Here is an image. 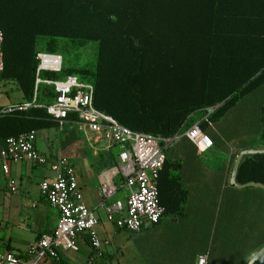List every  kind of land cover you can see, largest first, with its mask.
<instances>
[{"label": "trees", "instance_id": "1", "mask_svg": "<svg viewBox=\"0 0 264 264\" xmlns=\"http://www.w3.org/2000/svg\"><path fill=\"white\" fill-rule=\"evenodd\" d=\"M0 29L5 35L0 79L16 81L26 101L35 94L38 51L57 54L58 39L95 43L94 65H64L61 72L41 76L60 80L82 75L94 85L96 108L132 130L162 138L186 132L202 118L194 115L223 103L205 112L208 121L200 124L205 132L209 123L220 121L239 100L264 86V0H0ZM202 36L232 37L233 56L201 44ZM244 58L249 60L247 75L224 77L222 91L216 92L215 66L245 64ZM55 97L53 87L40 85L39 103L49 104ZM74 119L70 115L68 124ZM54 127L58 123L43 107L2 115L0 143ZM261 143L264 147V130ZM108 158L109 166L117 165L112 153ZM173 170L176 164L166 158L159 178V201L166 212L153 226L165 217L187 214L188 192ZM237 181L264 184V154L244 157ZM230 188L231 198L224 191L226 206L214 222L213 239L222 227L216 239L220 246L200 254L196 264L203 255L207 264H248L264 247V190ZM255 264H264V254Z\"/></svg>", "mask_w": 264, "mask_h": 264}, {"label": "crops", "instance_id": "2", "mask_svg": "<svg viewBox=\"0 0 264 264\" xmlns=\"http://www.w3.org/2000/svg\"><path fill=\"white\" fill-rule=\"evenodd\" d=\"M201 38V44L206 47H213L217 52L225 50L230 57L233 56L232 49L236 42L232 37ZM249 54L251 51L247 52ZM244 59L246 63L241 65L224 61L215 66L212 76L216 92L222 91L224 77L247 75L249 60ZM263 87L239 100L220 121L209 123L205 133L214 141V147L209 151L199 152L183 131L172 137L174 141L167 146L166 154L168 160L176 164L173 172L180 175L183 189L188 192L185 205L187 214L176 219L165 217L159 224L140 232L118 227L115 221L109 219L102 204L101 186L105 181L117 187L114 198L105 201L107 206L117 201L126 203L130 193L126 198L118 196L120 188L126 187L123 174L117 173L122 152L120 146L113 151L110 145L99 142L102 137L81 129L75 122L67 124L64 129L54 127L36 131V146L41 154L53 159L66 156L76 168L84 201L100 220L97 231L103 243V256L98 264H196L200 254L220 246V240L216 242V236L212 238L214 222L223 213L224 191L228 199L233 193L230 180L237 156L246 149L264 148L260 140V144L254 146L251 137L256 121L259 132H263L264 108L250 106L253 95ZM20 95L21 100L0 107L26 102L22 91ZM222 104L203 108L199 112L202 118L197 122L208 121V113L205 112L209 111L210 114ZM3 145V142L0 143V248L26 254L37 240L53 234L57 228L59 211L49 204L40 188L43 181L53 177V172L48 165L3 158ZM110 153L116 154L117 165L109 166ZM5 166L9 168L8 173ZM118 175L121 186L116 180ZM11 179L16 182L15 190L10 186ZM114 217L117 219L120 214L116 213ZM221 233L222 227L219 235L218 231L216 234L219 239ZM78 243L79 251L60 249V262L47 261L42 264H87L94 255L88 234L80 236Z\"/></svg>", "mask_w": 264, "mask_h": 264}, {"label": "built area", "instance_id": "3", "mask_svg": "<svg viewBox=\"0 0 264 264\" xmlns=\"http://www.w3.org/2000/svg\"><path fill=\"white\" fill-rule=\"evenodd\" d=\"M4 40V32L0 29V77L5 70ZM37 59L39 65L33 100L3 107L0 109V116L43 107L60 129H64L70 122L69 116L74 115L73 122L78 123L81 129L99 137H110L122 148L121 166L117 173L123 174L124 184L130 193L126 203L117 201L114 205L107 206L105 201L116 194L117 187L110 181L103 182L102 204L106 207L109 219L115 221L118 227L131 232H140L158 223L166 212L159 201V178L167 158L166 148L174 139L132 130L96 108L94 85L82 75L71 74L60 80L43 78L41 73L44 71H62V55L40 50ZM40 85L54 88L56 97L51 103H39ZM35 135L36 131H32L7 138L3 143L1 156L7 160L30 161L50 167L53 177L43 181L40 188L49 204L59 211V221L55 232L37 240L26 254L0 248V264L60 262L59 250L79 251L78 238L85 233L94 250V255L87 264H98L103 256V243L97 231L100 220L84 201L76 168L66 156L53 159L41 154L36 146ZM185 135L201 153L214 147L213 139L203 131L199 122L188 129ZM5 171L9 172L8 166H5ZM10 186L12 190L16 189L15 180L11 179ZM116 213L120 214L117 219L114 217ZM207 263L208 256L203 255L199 257L197 264Z\"/></svg>", "mask_w": 264, "mask_h": 264}, {"label": "rangeland", "instance_id": "4", "mask_svg": "<svg viewBox=\"0 0 264 264\" xmlns=\"http://www.w3.org/2000/svg\"><path fill=\"white\" fill-rule=\"evenodd\" d=\"M41 46L42 47L40 48L43 49V47H45V44H42ZM56 46H57L56 53L63 56V64L65 66L85 67V66H92L95 64V59L97 56V45L95 43L79 42V41L76 42V41L58 39L56 40ZM15 85H17V87H15ZM20 94H21V89L19 88V85L16 81L15 82L12 80L3 81L0 79V105H7V104L21 100ZM250 106L251 107L257 106L258 108L260 106H263L264 108V87L260 92H257L253 95V98L250 101ZM258 108L256 109L257 112L259 111ZM196 115L199 117H202L199 112ZM257 122L258 121H256L253 132L251 131V137H252V142L254 146H257L260 144L259 140L261 141L262 133H263L262 131L259 132L257 128ZM262 123H263L262 126L264 127V120H262ZM99 142H103L104 145H110L111 148H113V151L115 150V148L120 146V144H118L114 140H111L110 137L108 136H102V139ZM113 157H115L116 159L117 158L116 154L113 153ZM120 166H121V163H119V167ZM119 178L120 176L118 175L116 180L119 186H121L122 183L120 182ZM129 191L130 190L127 189V187H121L119 190L118 196L126 198V195L129 193ZM225 206H226V203L223 204L222 211L224 210ZM218 235H219V232H218ZM217 238L218 237H216V239Z\"/></svg>", "mask_w": 264, "mask_h": 264}, {"label": "water", "instance_id": "5", "mask_svg": "<svg viewBox=\"0 0 264 264\" xmlns=\"http://www.w3.org/2000/svg\"><path fill=\"white\" fill-rule=\"evenodd\" d=\"M256 154H264V148L246 149V150L241 151V153L237 156V159H236L235 164H234L231 180H230L231 184L234 187H236L238 189L254 187V188H260V189L264 190V184H262V183L249 182L246 184H239L237 181L238 171H239L240 165H241L244 157L250 156V155H256ZM263 254H264V247L257 252V254L250 260V262L248 264H255Z\"/></svg>", "mask_w": 264, "mask_h": 264}, {"label": "bare ground", "instance_id": "6", "mask_svg": "<svg viewBox=\"0 0 264 264\" xmlns=\"http://www.w3.org/2000/svg\"><path fill=\"white\" fill-rule=\"evenodd\" d=\"M110 174H113V172H111Z\"/></svg>", "mask_w": 264, "mask_h": 264}]
</instances>
